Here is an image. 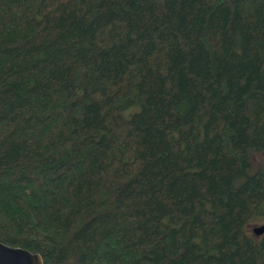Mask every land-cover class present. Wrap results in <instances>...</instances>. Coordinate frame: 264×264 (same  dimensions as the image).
<instances>
[{
    "label": "trees",
    "instance_id": "1",
    "mask_svg": "<svg viewBox=\"0 0 264 264\" xmlns=\"http://www.w3.org/2000/svg\"><path fill=\"white\" fill-rule=\"evenodd\" d=\"M264 0H0V241L43 264H264Z\"/></svg>",
    "mask_w": 264,
    "mask_h": 264
},
{
    "label": "water",
    "instance_id": "2",
    "mask_svg": "<svg viewBox=\"0 0 264 264\" xmlns=\"http://www.w3.org/2000/svg\"><path fill=\"white\" fill-rule=\"evenodd\" d=\"M256 235L264 233V221L252 227ZM0 264H43L41 254L21 246H11L0 241Z\"/></svg>",
    "mask_w": 264,
    "mask_h": 264
},
{
    "label": "rangeland",
    "instance_id": "3",
    "mask_svg": "<svg viewBox=\"0 0 264 264\" xmlns=\"http://www.w3.org/2000/svg\"><path fill=\"white\" fill-rule=\"evenodd\" d=\"M252 160H253L255 165H257V164H259L261 162L264 163V150L262 152H260V153L253 154L252 155ZM259 223H260V221H255V220L254 221L253 220L249 221L246 224V228H247V230L252 231V227L254 225H256V224H259Z\"/></svg>",
    "mask_w": 264,
    "mask_h": 264
}]
</instances>
